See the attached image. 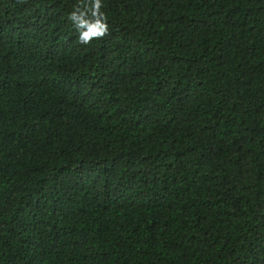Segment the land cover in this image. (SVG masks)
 I'll list each match as a JSON object with an SVG mask.
<instances>
[{"label":"trees","instance_id":"obj_1","mask_svg":"<svg viewBox=\"0 0 264 264\" xmlns=\"http://www.w3.org/2000/svg\"><path fill=\"white\" fill-rule=\"evenodd\" d=\"M0 0V264H264V0Z\"/></svg>","mask_w":264,"mask_h":264},{"label":"clouds","instance_id":"obj_2","mask_svg":"<svg viewBox=\"0 0 264 264\" xmlns=\"http://www.w3.org/2000/svg\"><path fill=\"white\" fill-rule=\"evenodd\" d=\"M102 8V0H79L68 15L78 33L79 43L88 45L109 35L108 17Z\"/></svg>","mask_w":264,"mask_h":264}]
</instances>
